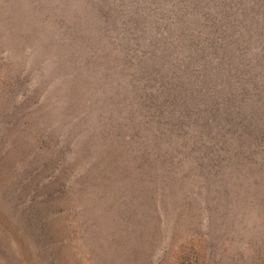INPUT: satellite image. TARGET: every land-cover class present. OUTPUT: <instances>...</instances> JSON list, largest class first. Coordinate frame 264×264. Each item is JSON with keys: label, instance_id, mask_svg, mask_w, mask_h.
Here are the masks:
<instances>
[{"label": "rangeland", "instance_id": "374dc122", "mask_svg": "<svg viewBox=\"0 0 264 264\" xmlns=\"http://www.w3.org/2000/svg\"><path fill=\"white\" fill-rule=\"evenodd\" d=\"M214 3L0 0V264H264V136L189 94Z\"/></svg>", "mask_w": 264, "mask_h": 264}, {"label": "trees", "instance_id": "16d2710c", "mask_svg": "<svg viewBox=\"0 0 264 264\" xmlns=\"http://www.w3.org/2000/svg\"><path fill=\"white\" fill-rule=\"evenodd\" d=\"M214 4V9L197 15L195 25L199 34L198 40L189 42L182 33L184 38L181 41L182 44L198 45L199 52L196 56L203 53L205 60L211 63L209 79L206 80V73H202L189 94L196 97V100L204 99L207 89H204L201 81H205L209 93L214 92L218 96L217 99L210 97L208 108L202 112L205 118L199 124V133L203 131L204 135L211 136L205 128L207 124L214 132L220 131L221 126L229 133L235 126V130L248 135L251 131L245 126L248 127L249 124L256 130L257 135L264 136V117L259 118V122L247 123L253 113H239L241 103L248 96L264 98V0H244L233 18L227 16L228 9L234 7L229 2L215 0ZM221 93L225 101L219 97ZM193 106L201 109L203 103L197 102ZM214 106L217 108L208 113V109ZM230 110L236 116L239 114L240 119H228ZM258 211H263L262 206Z\"/></svg>", "mask_w": 264, "mask_h": 264}]
</instances>
